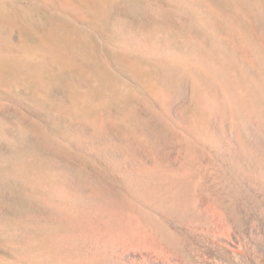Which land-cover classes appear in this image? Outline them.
Masks as SVG:
<instances>
[{
	"label": "rangeland",
	"instance_id": "rangeland-1",
	"mask_svg": "<svg viewBox=\"0 0 264 264\" xmlns=\"http://www.w3.org/2000/svg\"><path fill=\"white\" fill-rule=\"evenodd\" d=\"M179 1L90 0L92 6H81L78 14V3L0 0V264H53L62 254V264L74 256L72 264H81L84 254L104 251L131 229L125 219L134 202L122 204L125 196L115 192L124 196L127 211L113 191L86 179L101 165L79 145L75 131L82 122L120 116L130 133L138 132L137 118L153 104L145 82L161 86L162 61L169 57L141 46L169 41L180 50L213 51L221 41L225 51L250 62L245 36L264 48V0ZM206 15L214 33L197 22ZM232 15L234 27L227 18ZM122 22L135 34L134 44H123L117 31ZM187 107L190 117L194 106ZM63 175L86 191L87 206L77 195L61 200L68 195Z\"/></svg>",
	"mask_w": 264,
	"mask_h": 264
},
{
	"label": "bare ground",
	"instance_id": "bare-ground-1",
	"mask_svg": "<svg viewBox=\"0 0 264 264\" xmlns=\"http://www.w3.org/2000/svg\"><path fill=\"white\" fill-rule=\"evenodd\" d=\"M61 1L78 3V14L81 6H92L90 0ZM160 14L171 17L164 10ZM227 18L237 23V17ZM197 22L202 30H217L207 15ZM117 31L126 46L137 40L125 22ZM245 37L252 62L225 51L221 41L213 51L180 50L169 41L141 46L169 57L162 61L161 86L145 82L154 102L145 104L146 114L137 118L138 132L127 130L125 116L77 126L79 145L102 167L86 179L127 197L115 193L121 208L133 206L125 219L131 229L104 251L84 254L79 263L264 264V48ZM189 102L194 106L190 117ZM138 110L133 111L137 116ZM62 177L68 195L61 200L77 195L86 205V191L75 188L76 179ZM61 256L53 264H62Z\"/></svg>",
	"mask_w": 264,
	"mask_h": 264
}]
</instances>
